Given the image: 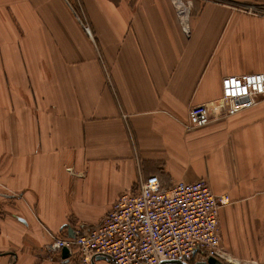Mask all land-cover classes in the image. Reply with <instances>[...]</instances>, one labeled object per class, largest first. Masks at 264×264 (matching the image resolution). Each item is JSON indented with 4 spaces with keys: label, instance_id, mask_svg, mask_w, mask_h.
Listing matches in <instances>:
<instances>
[{
    "label": "crops",
    "instance_id": "crops-1",
    "mask_svg": "<svg viewBox=\"0 0 264 264\" xmlns=\"http://www.w3.org/2000/svg\"><path fill=\"white\" fill-rule=\"evenodd\" d=\"M233 1L181 25L171 0H0V264H59L53 236L152 178L229 196L225 257L264 264V101L185 127L225 77L264 73V15L240 10L264 0Z\"/></svg>",
    "mask_w": 264,
    "mask_h": 264
},
{
    "label": "built area",
    "instance_id": "built-area-1",
    "mask_svg": "<svg viewBox=\"0 0 264 264\" xmlns=\"http://www.w3.org/2000/svg\"><path fill=\"white\" fill-rule=\"evenodd\" d=\"M171 1L182 25L180 11L190 17L194 0ZM244 8L249 14L264 13L252 6ZM221 86L219 100L191 107L187 130L206 126L212 114L234 115L264 101V73L228 76ZM229 203V196L213 194L206 180L167 187L152 178L139 183L136 192L120 196L101 225L75 227L70 237L53 236L48 250L61 259L59 264H71L74 258L89 264L96 257L114 264H191L201 254L222 264H257L224 255L220 209ZM64 249L69 252L67 258H62Z\"/></svg>",
    "mask_w": 264,
    "mask_h": 264
},
{
    "label": "rangeland",
    "instance_id": "rangeland-1",
    "mask_svg": "<svg viewBox=\"0 0 264 264\" xmlns=\"http://www.w3.org/2000/svg\"><path fill=\"white\" fill-rule=\"evenodd\" d=\"M213 1H216V2H231V3H233L234 5L235 4H237V6H238V4H239V2L238 1H233V0H213ZM256 4H251V3H245L244 4V6H252V7H254L255 8V10H258V9H262V10H264V5H262V7H260V8H257L256 6H255ZM258 6V5H257ZM246 9H248V8H246ZM245 8H240V10H242L243 12L246 10ZM252 15H254V14H252ZM262 15H264V13H262ZM115 202V200H111L110 201V204H113Z\"/></svg>",
    "mask_w": 264,
    "mask_h": 264
},
{
    "label": "water",
    "instance_id": "water-1",
    "mask_svg": "<svg viewBox=\"0 0 264 264\" xmlns=\"http://www.w3.org/2000/svg\"><path fill=\"white\" fill-rule=\"evenodd\" d=\"M68 253H69L68 250L64 249L63 250V258H67L68 257ZM197 264H222V263L220 261L216 260L215 258H208L207 260H205L203 262H200V263H197Z\"/></svg>",
    "mask_w": 264,
    "mask_h": 264
},
{
    "label": "bare ground",
    "instance_id": "bare-ground-1",
    "mask_svg": "<svg viewBox=\"0 0 264 264\" xmlns=\"http://www.w3.org/2000/svg\"><path fill=\"white\" fill-rule=\"evenodd\" d=\"M180 12L183 14V15H182V14L180 13V14H181L180 16H181L182 18H187V17L189 16V13H188L187 11H185V12H184V11H180Z\"/></svg>",
    "mask_w": 264,
    "mask_h": 264
}]
</instances>
